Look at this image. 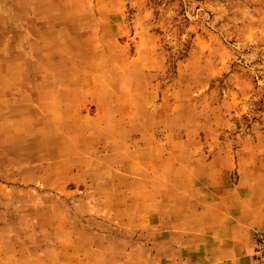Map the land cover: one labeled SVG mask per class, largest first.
<instances>
[{"label":"rangeland","instance_id":"374dc122","mask_svg":"<svg viewBox=\"0 0 264 264\" xmlns=\"http://www.w3.org/2000/svg\"><path fill=\"white\" fill-rule=\"evenodd\" d=\"M209 179L264 186V0H0V264H159Z\"/></svg>","mask_w":264,"mask_h":264},{"label":"crops","instance_id":"0c3cea01","mask_svg":"<svg viewBox=\"0 0 264 264\" xmlns=\"http://www.w3.org/2000/svg\"><path fill=\"white\" fill-rule=\"evenodd\" d=\"M218 157L223 158L217 153L209 163ZM160 181V186H166L162 189L172 186L173 190L157 198L159 264H254L252 229L264 225V186L260 180ZM166 199L172 203L167 204ZM82 246L86 255L81 251L77 264L95 263L97 253L90 252V246ZM151 257L142 254L140 264H149L146 261Z\"/></svg>","mask_w":264,"mask_h":264},{"label":"built area","instance_id":"2783aa9c","mask_svg":"<svg viewBox=\"0 0 264 264\" xmlns=\"http://www.w3.org/2000/svg\"><path fill=\"white\" fill-rule=\"evenodd\" d=\"M256 241L255 264H264V227L254 230Z\"/></svg>","mask_w":264,"mask_h":264}]
</instances>
